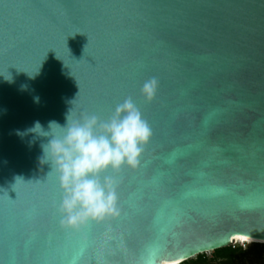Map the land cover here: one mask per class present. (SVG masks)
I'll return each mask as SVG.
<instances>
[{
	"label": "water",
	"instance_id": "95a60500",
	"mask_svg": "<svg viewBox=\"0 0 264 264\" xmlns=\"http://www.w3.org/2000/svg\"><path fill=\"white\" fill-rule=\"evenodd\" d=\"M129 97L152 135L136 168L101 174L120 214L66 229L43 138L17 130ZM237 233L264 244V0H0V264L193 258Z\"/></svg>",
	"mask_w": 264,
	"mask_h": 264
},
{
	"label": "clouds",
	"instance_id": "9594fccd",
	"mask_svg": "<svg viewBox=\"0 0 264 264\" xmlns=\"http://www.w3.org/2000/svg\"><path fill=\"white\" fill-rule=\"evenodd\" d=\"M158 87L156 78L144 82L141 94L146 101L155 97ZM34 101L39 103V97ZM16 134L21 138L31 134L29 146L43 138L39 162L50 167L49 175L56 177L63 190L58 206L61 226L79 230L89 221L101 222L120 214L115 183L108 176L101 179V174L125 164L136 168L152 132L129 97L117 104L107 119L95 113L74 114L73 108L63 125L53 120L45 128L35 121L32 127L17 130ZM238 236L250 240L244 234L234 235ZM190 258L188 248L153 245L146 249L139 264H186Z\"/></svg>",
	"mask_w": 264,
	"mask_h": 264
},
{
	"label": "flooded vegetation",
	"instance_id": "af4514ba",
	"mask_svg": "<svg viewBox=\"0 0 264 264\" xmlns=\"http://www.w3.org/2000/svg\"><path fill=\"white\" fill-rule=\"evenodd\" d=\"M228 247L190 258L186 264H264V244ZM250 243V244H249Z\"/></svg>",
	"mask_w": 264,
	"mask_h": 264
},
{
	"label": "bare ground",
	"instance_id": "6f19581e",
	"mask_svg": "<svg viewBox=\"0 0 264 264\" xmlns=\"http://www.w3.org/2000/svg\"><path fill=\"white\" fill-rule=\"evenodd\" d=\"M239 242H250V243H256V242H260V243H263V241H257V240H254V239H248L247 237H238V243ZM249 243V244H250ZM248 244V243H247Z\"/></svg>",
	"mask_w": 264,
	"mask_h": 264
},
{
	"label": "rangeland",
	"instance_id": "374dc122",
	"mask_svg": "<svg viewBox=\"0 0 264 264\" xmlns=\"http://www.w3.org/2000/svg\"><path fill=\"white\" fill-rule=\"evenodd\" d=\"M247 245H248L247 243L239 242V243L236 244L235 246H237V247H245V246H247Z\"/></svg>",
	"mask_w": 264,
	"mask_h": 264
},
{
	"label": "snow or ice",
	"instance_id": "6c2138e0",
	"mask_svg": "<svg viewBox=\"0 0 264 264\" xmlns=\"http://www.w3.org/2000/svg\"><path fill=\"white\" fill-rule=\"evenodd\" d=\"M15 191V190H14ZM235 239V237L233 236L232 238H231V240H234ZM189 253L191 254L192 253V250L191 249H189Z\"/></svg>",
	"mask_w": 264,
	"mask_h": 264
}]
</instances>
